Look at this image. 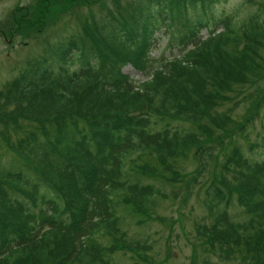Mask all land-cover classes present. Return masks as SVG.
I'll return each instance as SVG.
<instances>
[{"label": "trees", "instance_id": "obj_1", "mask_svg": "<svg viewBox=\"0 0 264 264\" xmlns=\"http://www.w3.org/2000/svg\"><path fill=\"white\" fill-rule=\"evenodd\" d=\"M218 1L143 0L108 25L87 26L86 41L63 42L58 68L47 60L45 66L29 64L0 91V113L13 107L12 116L66 127L56 137L42 132V140L34 129L19 146L2 136L21 162L0 165V264H115L120 251L148 257L146 240L125 238L117 208L143 214L161 192L129 183L128 176L140 162L149 167L146 155L169 170L187 158L200 136L192 126L150 132L149 116L192 108V120L199 122L252 68L253 55L264 46V18H212L207 8ZM164 37L165 49L179 56L150 58ZM124 65L150 78L134 84L121 73ZM231 157V164L249 172L234 180L253 192L246 200L238 194L241 202L255 201L253 218L232 220L221 207L227 197L212 186L215 217L204 240L228 257L241 248L248 261L264 259V161L251 162L239 149Z\"/></svg>", "mask_w": 264, "mask_h": 264}, {"label": "rangeland", "instance_id": "obj_2", "mask_svg": "<svg viewBox=\"0 0 264 264\" xmlns=\"http://www.w3.org/2000/svg\"><path fill=\"white\" fill-rule=\"evenodd\" d=\"M141 1L0 0V90L28 69L29 64L47 60L48 64L56 65L54 56L63 42L86 41L87 26L108 25ZM207 10L213 13L212 18L232 16V23H238L255 13L264 18V0H220ZM193 15H190L191 22L197 23L199 19ZM210 27L206 30H211ZM206 30L202 32L204 36ZM167 40L168 37L159 40L152 58H161L163 52L167 59L175 54L179 56L176 50L165 49ZM253 58L252 68L240 76L233 88L223 91L199 122L192 120V108L170 116L151 115L150 132L164 129L175 132L192 126L200 136L187 158L174 162L169 170L157 157L146 155L143 162L149 167L140 162L129 174V183L140 181L162 196L156 195L151 206H146L143 214L138 215L120 203L117 215L123 220L125 238L131 242L146 240L150 249L146 259L137 255L140 260L126 251L115 252L112 259L115 264H264L263 258L255 261L251 257V262L248 261L241 248L240 253H229V258L224 260L218 248L207 245L203 235L204 229L214 223L215 213L210 211L212 186L227 197V204L221 207L232 220L248 223L253 218L250 209L255 201H244L253 192L234 180L239 174L244 178L243 171L249 172H241L228 161L238 147L249 161H264V46ZM76 68L77 65L72 69ZM121 69L137 83L150 78L147 74L134 73L129 65ZM10 109L0 113V165L5 167L13 161H21L5 147L2 136L20 140L34 129L40 140L42 132L57 136V124L42 125L29 116L15 117ZM238 194L244 198L242 202ZM99 241L106 245L111 243L109 237H99Z\"/></svg>", "mask_w": 264, "mask_h": 264}]
</instances>
